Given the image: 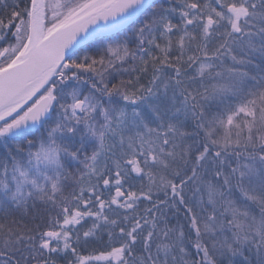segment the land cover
Wrapping results in <instances>:
<instances>
[{"label": "trees", "instance_id": "obj_1", "mask_svg": "<svg viewBox=\"0 0 264 264\" xmlns=\"http://www.w3.org/2000/svg\"><path fill=\"white\" fill-rule=\"evenodd\" d=\"M31 6L32 0H0V69L25 47ZM115 38L124 45L111 58L100 45ZM69 62L73 71L62 69L54 80L58 100L46 123L68 107L71 84L95 93L99 109L83 122L76 123L78 114L67 117L68 125L59 122L61 135L51 145L59 153L55 169L38 165L43 125L18 138L0 136V264H264L262 246L232 240L224 249L203 229L213 218L211 183L229 188L207 123L221 118L240 129L264 119V0H158L126 32L95 40ZM162 99L174 106L160 107ZM175 104H189V122L183 111L171 114ZM116 116H133L125 135L113 125ZM185 124L196 138L187 130V143L202 150L208 143L212 151L199 161L193 146L171 155L167 171L176 164L182 170L162 185L161 161L149 163L157 152L140 129H152L165 147ZM254 155L248 150L244 157ZM137 159L143 172L134 174ZM240 192L233 194L237 206L250 204ZM224 196L219 206L227 209ZM254 234L264 235L263 222ZM114 255L121 261H108Z\"/></svg>", "mask_w": 264, "mask_h": 264}, {"label": "rangeland", "instance_id": "obj_2", "mask_svg": "<svg viewBox=\"0 0 264 264\" xmlns=\"http://www.w3.org/2000/svg\"><path fill=\"white\" fill-rule=\"evenodd\" d=\"M84 0H46V27H47V21H49V29L46 28V32H50L54 30L56 27H58L62 22H64L69 17L76 14L79 10L83 9ZM30 22L28 23L26 27V39H25V47L28 42L29 37V26ZM22 30V29H21ZM24 30L21 31L23 33ZM24 39V38H23ZM110 42L101 44V48L105 46L107 48L108 54L111 58H114V56L118 55V50L123 47V43H119L118 38L109 40ZM24 42V41H23ZM22 46V45H21ZM24 46V45H23ZM22 46V47H23ZM24 47V48H25ZM20 46L15 49L17 52L19 50ZM20 54V53H19ZM18 54V55H19ZM16 54V57L18 56ZM8 57V56H7ZM15 57V58H16ZM122 57V56H120ZM118 57V58H120ZM14 54L9 57L10 64L15 60ZM79 58L80 64L82 61V65H85L84 59L86 58ZM68 62V61H67ZM66 62V63H67ZM7 64H3L2 68H6ZM67 65L72 66V62H68L67 64H64V66L61 68V70H67ZM102 71V65L100 66ZM69 69V68H68ZM73 71L72 70L70 72ZM57 78V77H56ZM55 78V79H56ZM54 79V80H55ZM53 80L52 83L55 81ZM67 80L63 79L62 83H66ZM67 85V84H65ZM70 88L72 91H68L65 93L66 98L69 96L70 102L66 106H63L60 109V115H58L60 118L56 117L53 118L52 121L43 124V129L38 133V137L40 141L37 143V152L40 156V159L38 161V165H50V167H53L55 169V165L58 162L59 153L57 149L54 147H51L52 141L54 139H57L60 137V130H61V124L59 122L64 123V125H68L67 117L69 115H77L75 106L79 101H82L84 103L83 107V113L82 115H79L77 118V122H83L84 120H87L88 118L92 117L93 114L97 113V110L99 109V100L95 93L89 92L88 89H86L83 86L78 85H70ZM176 92L174 90L172 91V98L175 100ZM51 97L53 96V91L51 88L47 87L43 93L38 96L31 104H29L20 114L13 117L11 120L6 122L5 124L0 126V131H5L8 126L12 125L19 119H22L26 116L28 111L32 109V107L37 104L42 98L45 97ZM54 98V97H53ZM56 102L58 98H56ZM98 100V101H97ZM168 100L165 99L161 100V106L160 107H166L167 109H171L174 106V102L169 100V102L166 104ZM176 101V100H175ZM55 102V104H56ZM179 102V101H178ZM159 103V102H157ZM152 105H155L154 103H151ZM176 105V104H175ZM189 104H183V105H176L174 107V112L177 114L178 112H185L187 115L191 114L189 110H192L188 107ZM175 114V115H176ZM193 114V113H192ZM181 114H179L180 116ZM184 115L181 118H189L188 122L191 119V115ZM83 116V118H81ZM178 116V115H177ZM116 119H118L119 122L115 123L113 121V125L120 127L121 133L125 135L126 129H127V123H132L133 116L131 119L129 117L123 118L121 116H116ZM49 120V119H48ZM135 120V116H134ZM143 120V119H142ZM206 120H203L205 122ZM187 122V123H188ZM213 122V121H212ZM216 123H207L209 126L208 131L206 133L207 141L208 143L210 141H213L215 144V150L212 151V149L207 146V144H204V150H202V147H199L197 143H187L186 137H187V130L191 136V140L195 141V134H193L190 130V128H187L188 125H181V130L179 131V135L173 137V140L171 141L172 146H178V143H185V145L188 147V150L186 152H183L181 149L180 155L184 153H189L190 147L193 146V151H199L196 154L197 161L201 160V158L204 156V153L208 154V152L214 153L215 160H219L220 165L225 166L224 169H226L227 174L225 175V184H227L228 189H225L222 186H218L217 183L212 182L211 187L209 189V198L207 200V205L209 206L208 209L210 210V213L213 215L212 221L209 223H205L203 226L205 238L213 239V238H219L220 242H218V245H222L221 248L227 249L232 247V240L236 241V243H240V240L242 243L248 242L250 243L255 249H257L259 246H262L264 249V235L261 236L259 234L255 235L254 230L257 229V224L263 222L264 225V215L259 210L254 209L253 206L256 205V207H263L264 204V119H260L258 122H255L253 125H248L246 123L242 124V128L239 129L235 124L230 122L229 120H222L217 119L215 121ZM115 123V124H114ZM49 124V126H48ZM184 124V122H183ZM213 124V125H212ZM45 125V126H44ZM206 125V126H207ZM211 125V126H210ZM42 125H39L40 127ZM193 126V125H192ZM37 127V128H38ZM194 127V126H193ZM203 128V125L202 127ZM186 129V131H185ZM36 130V129H35ZM141 132L146 136V146L149 148V150H153L157 152L156 154L150 155L149 163L151 165L155 164L157 156L159 157L161 161V167L159 170L163 173L161 177H159L160 183L162 185L164 184H172V180H168L169 178L172 179L173 175L175 174V177L181 172L182 166L181 164L176 165L175 168L171 171H167L168 168H170V165L175 162V158L172 157L175 152H170L167 150L168 145L164 147V145L157 141L155 133L152 129H140ZM151 131V133H149ZM134 132V131H133ZM167 132V131H166ZM149 133V134H145ZM192 133V134H191ZM46 134V142H41L43 140V136ZM66 139V137H63V140ZM132 148V147H131ZM130 148V149H131ZM192 148V147H191ZM201 150V151H200ZM248 150L251 152H255L254 158L252 157H244V154L248 152ZM175 151V148H174ZM169 152V153H168ZM154 153V152H153ZM227 153V154H226ZM176 154V153H175ZM166 155L168 156V161L165 160ZM228 156L226 159L225 157ZM138 160V161H137ZM134 161L131 165L133 169L134 174L142 173V166L140 164V160L137 159ZM188 162V160L186 161ZM219 163H215L216 166L219 165ZM146 164V163H144ZM150 171V170H149ZM224 170H222L223 172ZM239 177L240 179H236L235 177ZM194 176V175H193ZM198 177V175L196 176ZM224 178V177H223ZM123 183L122 180H117L116 184L121 185ZM174 190H181V188H173ZM244 190L247 192L249 197L250 204L246 203L245 206H237L236 200L233 198V195L231 193H237L239 190ZM240 192L241 195H243ZM224 196L226 205L225 207L227 209L220 208L221 204V197ZM243 200V199H241ZM244 201V200H243ZM264 209V208H263ZM263 218V220H262ZM259 230V229H258ZM219 241V240H217ZM230 242V243H229ZM216 244V242H215ZM220 247V246H219ZM214 254H218L222 256L223 251H220L217 247H211ZM111 258L114 259L115 262L121 261L118 255L110 256L108 261L111 260Z\"/></svg>", "mask_w": 264, "mask_h": 264}, {"label": "water", "instance_id": "obj_3", "mask_svg": "<svg viewBox=\"0 0 264 264\" xmlns=\"http://www.w3.org/2000/svg\"><path fill=\"white\" fill-rule=\"evenodd\" d=\"M157 1L95 0L47 33L46 2L32 0L26 47L9 66L0 69V126L40 96L74 52L97 38L126 31ZM67 69L71 71L72 67L67 65ZM55 102V98H42L25 117L7 127V135L17 138L43 125ZM75 110L81 115L83 102L77 103Z\"/></svg>", "mask_w": 264, "mask_h": 264}, {"label": "bare ground", "instance_id": "obj_4", "mask_svg": "<svg viewBox=\"0 0 264 264\" xmlns=\"http://www.w3.org/2000/svg\"><path fill=\"white\" fill-rule=\"evenodd\" d=\"M94 1H95V0H91V1L89 0L88 3L86 2L85 5H84V7H83V9L87 8L88 6H90ZM157 2H158V1H157ZM31 7H32V6H31ZM151 8H152V7H151ZM151 8H150V9H151ZM150 9H149V10H150ZM149 10H148V11H149ZM79 11H80V10H79ZM79 11H78V12H79ZM148 11H147V12H148ZM147 12H146V13H147ZM30 13H31V12H30ZM146 13H145V14H146ZM145 14H143L141 17H143ZM74 15H76V14H74ZM74 15H73V16H74ZM73 16H71V17H69L68 19H66L64 22H62V24H64L65 22L69 21V19L72 18ZM29 22H30V17H29ZM60 25H61V24H60ZM123 32H126V31H123ZM123 32L117 34V36L121 35ZM112 37H113V36H108V37H104V38H112ZM98 39H102V38H97V39H95V40H98ZM95 40H93V41L87 43L85 46H83L82 48H80L79 50H77L76 52H74V53L69 57V59H70L74 54H76L78 51L82 50L83 48H85V47L88 46L89 44L93 43ZM16 58H17V57H16ZM16 58H15V59H16ZM69 59H68V62H69ZM68 62H67V63H68ZM67 63H66V64H67ZM67 70H68V69H67ZM60 71H61V69L59 70V72H60ZM68 71H69V70H68ZM59 72H58V74H59ZM58 74H57V75H58ZM72 79H76V75H72ZM48 87L51 88L52 91H54V94H55V96H56V90H57V89H56L55 85H54L53 83H51ZM56 97H57V96H56ZM79 102H82V101H79ZM79 102H78V103H79ZM55 105H56V104H55ZM83 107H84V103H83ZM53 110H54V107H53ZM52 112H53V111H52ZM83 112H84V111H83ZM76 113H77V112H76ZM77 114H78V113H77ZM171 114L174 115L175 112L172 111ZM81 115H82V114H81ZM2 125H3V124H2ZM207 128H209V126H207ZM6 130H7V129H6ZM6 130H5V131H0V136L7 135ZM205 130H206V129H205ZM33 131H35V129L32 130V131H26V132L31 133V132H33ZM207 131H208V130H207ZM23 133H25V131H24ZM23 133H22V134H23ZM22 134H21V135H22ZM21 135H20V136H21ZM7 136H8V135H7ZM20 136H19V137H20ZM8 137H9V136H8ZM17 138H18V137H17ZM12 139H13V138H12ZM171 144H172V143H171ZM168 146H169V145H168ZM174 148H175V151H174ZM181 149L183 150V152H186V151L188 150V147H187L185 144H180V143H178V146H175V147L172 146V145H170V147H168L167 150L170 151V152H175L176 154H178V153L180 154L179 151H180ZM168 153H169V152H168ZM178 161H179V159H178ZM176 165H177V164H176ZM220 185H221V184H220ZM219 187H220V186H219ZM243 191H244V190H243ZM244 192H247V190L244 191ZM231 195H233V193H231ZM246 195H248V194H246ZM120 196H121V195H119V197H120ZM119 197H118V198H119ZM247 197H248L249 199H251V197H249V196H247ZM254 206L256 207V205H254ZM263 207H264V204H263ZM256 208L259 209L260 207H256ZM119 253H121V252H120V251H117V252H116V254H119Z\"/></svg>", "mask_w": 264, "mask_h": 264}]
</instances>
